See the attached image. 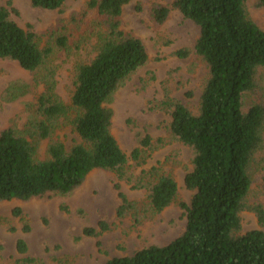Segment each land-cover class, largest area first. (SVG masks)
Listing matches in <instances>:
<instances>
[{
	"label": "trees",
	"instance_id": "trees-1",
	"mask_svg": "<svg viewBox=\"0 0 264 264\" xmlns=\"http://www.w3.org/2000/svg\"><path fill=\"white\" fill-rule=\"evenodd\" d=\"M30 1L34 7L49 10H61L66 2ZM131 1H88V8L100 19L96 53L89 62L75 65L71 105L58 96L54 69L48 67L42 81L38 80L44 91L29 129L16 133L9 127L0 132V201L71 194L97 168L111 170L118 178L119 216L134 206L121 190L122 180H134L135 188L148 191L149 209L154 213L175 200L179 187L171 173L153 168L150 174L145 170L141 176L129 174L130 159L141 164L143 150L136 147L128 155L112 132L114 110L109 101L149 60L142 39L121 27L123 8ZM246 2L173 0L171 6L160 2L149 6L154 26H162L175 8L200 29L192 51L175 52L181 58L194 52L206 65L198 113L181 102L166 101L172 106V138L193 151V167L184 184L194 193L189 203L180 204L187 221L178 237L166 245H151L132 255L111 258L105 264H264V231L239 233L244 210L253 211L264 225L263 206L247 202L255 156L264 146L263 97L260 95L246 111L243 108L246 94H258L256 76L258 69L264 68V30L248 15ZM256 6L264 10V0H256ZM141 8L137 1V10ZM12 11L16 9L0 6V58L17 61L31 72L42 71L53 48L41 47L37 33L12 19ZM67 42V36L57 37L58 47L64 48ZM67 122L81 140L70 147L56 138L58 128ZM47 139V158H41L39 145ZM140 144L155 149L162 143L161 139L152 143L146 135ZM14 214H21V209ZM99 226L100 231L87 227L84 233L96 236L108 229L106 222ZM18 245L26 252L24 240Z\"/></svg>",
	"mask_w": 264,
	"mask_h": 264
},
{
	"label": "rangeland",
	"instance_id": "rangeland-1",
	"mask_svg": "<svg viewBox=\"0 0 264 264\" xmlns=\"http://www.w3.org/2000/svg\"><path fill=\"white\" fill-rule=\"evenodd\" d=\"M89 0H66L61 10L34 7L30 0H0V6L15 8L11 17L25 29L31 28L39 36L41 47L53 51L42 71L23 69L17 61L0 58V132L13 128L16 133L29 129L36 118L38 97L44 91L43 73L54 69L56 92L71 105L74 90L75 65L89 62L96 53V33L100 26L97 12L88 8ZM137 1L141 10H137ZM173 0H133L123 8L121 27L142 39L149 60L115 92L109 101L114 110L112 132L122 149L143 150L141 164L130 159V175L149 174L156 168L160 173H171L178 183L175 200L162 212L149 209L148 191L135 188V181H121V190L134 205L124 216L117 214L121 203L118 178L115 172L97 168L87 177L81 188L68 195L0 201V264H105L114 257L132 255L151 245H166L185 229L186 214L182 202L189 203L193 191L186 188L184 178L192 170L193 151L170 132L172 106L166 101L181 102L193 113H198L200 98L207 79V68L194 52L187 58L175 55L180 49H192L200 29L192 20L172 8L170 18L162 26H154L148 16L153 2L171 6ZM248 15L264 30V10L256 0H247ZM65 35L68 42L58 47L57 37ZM258 94H246L244 110L253 102L264 100V68L257 72ZM172 105V104H171ZM151 136L152 149L140 144ZM56 138L67 147L80 142L68 124L56 131ZM264 139V132H263ZM50 139L41 141V158H47ZM252 173V187L247 197L249 204L260 203L264 208V146L256 154ZM153 179L152 175H150ZM21 209L15 215L14 210ZM108 229L96 236L84 233L87 227L100 231V222ZM240 234L252 229L264 231L257 215L250 210L241 212ZM24 240L26 252L19 250Z\"/></svg>",
	"mask_w": 264,
	"mask_h": 264
}]
</instances>
